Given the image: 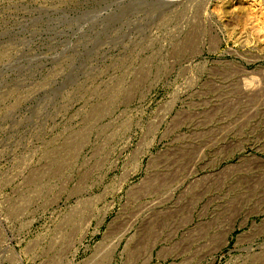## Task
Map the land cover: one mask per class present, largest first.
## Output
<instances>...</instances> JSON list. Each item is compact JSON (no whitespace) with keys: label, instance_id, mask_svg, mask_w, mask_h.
Masks as SVG:
<instances>
[{"label":"rangeland","instance_id":"1","mask_svg":"<svg viewBox=\"0 0 264 264\" xmlns=\"http://www.w3.org/2000/svg\"><path fill=\"white\" fill-rule=\"evenodd\" d=\"M0 264H264V0H0Z\"/></svg>","mask_w":264,"mask_h":264}]
</instances>
